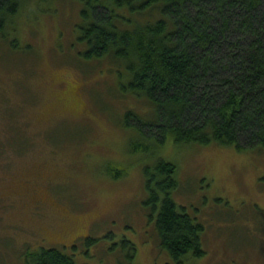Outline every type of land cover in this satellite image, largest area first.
Returning a JSON list of instances; mask_svg holds the SVG:
<instances>
[{"label": "rangeland", "instance_id": "obj_1", "mask_svg": "<svg viewBox=\"0 0 264 264\" xmlns=\"http://www.w3.org/2000/svg\"><path fill=\"white\" fill-rule=\"evenodd\" d=\"M30 4L11 31L19 50L10 64L0 52V264H22L28 247L41 246L59 247L76 264H127L124 237L137 247L131 264H176L158 249V208L146 204L144 168L160 158L178 167L174 199L204 225L205 253L182 264H264V150L141 133L139 121L156 112L121 91L128 62L79 53L82 4ZM18 108L16 132L8 115ZM17 136L21 150L10 145ZM109 161L127 173L109 174Z\"/></svg>", "mask_w": 264, "mask_h": 264}, {"label": "trees", "instance_id": "obj_2", "mask_svg": "<svg viewBox=\"0 0 264 264\" xmlns=\"http://www.w3.org/2000/svg\"><path fill=\"white\" fill-rule=\"evenodd\" d=\"M63 1L71 8L82 4L78 40L84 48L79 53L128 62L131 79L119 82L121 91L141 97L156 112L154 120L139 121L141 133L157 135L162 142L172 137L178 145L217 143L264 150V0ZM28 3L38 6V0H0V52L8 64L19 50L11 31ZM10 111V125L19 132L21 109ZM20 139L13 138L10 145ZM106 171L127 173L114 161L107 163ZM144 174L146 204L158 208L155 235L160 252H167L176 264L189 255H203L204 225L173 197L180 186L176 163L160 158L146 166ZM30 186L36 190V184ZM115 236L108 233L116 245ZM121 242L131 264L137 247L127 237ZM22 257V264H76L72 254L57 246L28 247Z\"/></svg>", "mask_w": 264, "mask_h": 264}]
</instances>
